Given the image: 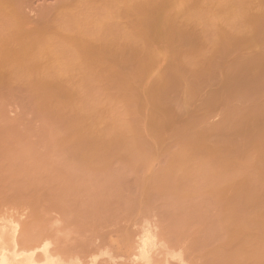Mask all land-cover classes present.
I'll list each match as a JSON object with an SVG mask.
<instances>
[{
  "label": "rangeland",
  "instance_id": "rangeland-1",
  "mask_svg": "<svg viewBox=\"0 0 264 264\" xmlns=\"http://www.w3.org/2000/svg\"><path fill=\"white\" fill-rule=\"evenodd\" d=\"M0 250L264 264V0H0Z\"/></svg>",
  "mask_w": 264,
  "mask_h": 264
},
{
  "label": "bare ground",
  "instance_id": "bare-ground-1",
  "mask_svg": "<svg viewBox=\"0 0 264 264\" xmlns=\"http://www.w3.org/2000/svg\"><path fill=\"white\" fill-rule=\"evenodd\" d=\"M166 4V3H165ZM164 5V4H163ZM168 23V22H167ZM171 22H169V24H170ZM171 25V24H170ZM172 26V25H171ZM170 26V27H171ZM176 27V26H175ZM165 28V27H164ZM167 29V28H166ZM171 29H172V27H171ZM166 31V30H165ZM172 32V31H171ZM175 32V31H174ZM240 80V79H239ZM146 236V235H145ZM151 237V236H150ZM150 243V242H149ZM148 238L146 237L145 238V240H143V243H142V248L143 249H146V247L147 246H149L148 244ZM141 248V249H142ZM148 248V247H147ZM150 248V247H149ZM4 250V249H3ZM148 250V249H147ZM147 250H145L146 252H147ZM1 251V250H0ZM141 252V251H140ZM32 254V253H31ZM146 254V253H145ZM144 254V256H146ZM23 255H25V254H23ZM9 256H11V255H9ZM9 256L8 255H6V254H4V253H0V264H58L56 261H54V260H52L51 258H45V254L43 255L44 256V261H43V263H37V261H36V259L35 260H33L32 258H30V257H26L25 259H23V260H16V259H14V257L13 258H9ZM141 256V255H140ZM16 257V256H15ZM21 259V258H20ZM59 262H61V261H59Z\"/></svg>",
  "mask_w": 264,
  "mask_h": 264
}]
</instances>
